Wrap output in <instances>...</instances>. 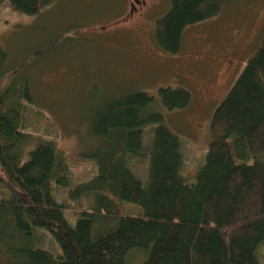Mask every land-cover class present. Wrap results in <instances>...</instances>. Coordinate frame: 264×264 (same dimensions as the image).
Masks as SVG:
<instances>
[{
  "label": "trees",
  "instance_id": "16d2710c",
  "mask_svg": "<svg viewBox=\"0 0 264 264\" xmlns=\"http://www.w3.org/2000/svg\"><path fill=\"white\" fill-rule=\"evenodd\" d=\"M8 1L17 11L36 15L53 0ZM228 1L233 0H169L168 10L155 22L156 43L166 52H178L185 27L218 14ZM262 36L216 104L211 139L192 176L182 171L181 136L154 106L153 95L143 87L105 94L92 116V134L100 139L91 157L96 174L67 190L70 199L93 197L91 209L81 211L74 224L53 197V184L68 186V155L51 140L28 147L31 135L20 125L23 104L33 102L30 79L10 70L15 74L0 89V166L5 173L0 172V184L8 190L0 198V254H10L11 264H132V250L140 254L138 264H260L264 32ZM233 48L221 52L226 65L234 61ZM4 58L0 50V75ZM156 93L169 110L191 101L183 86L161 85ZM149 125L151 137L145 143ZM133 158L146 162L141 177L131 168ZM126 202L140 213H121ZM36 227L53 237L58 252L35 245Z\"/></svg>",
  "mask_w": 264,
  "mask_h": 264
},
{
  "label": "rangeland",
  "instance_id": "374dc122",
  "mask_svg": "<svg viewBox=\"0 0 264 264\" xmlns=\"http://www.w3.org/2000/svg\"><path fill=\"white\" fill-rule=\"evenodd\" d=\"M168 8L169 0H53L28 15L0 0V50L5 55L0 89L8 84L11 71L30 79L33 102L23 104L20 126L31 135L28 147L51 140L68 155V186L53 184V197L63 204L71 224L81 211L91 209V195L70 199L67 190L96 174L91 157L100 139L92 134V116L105 94L143 87L153 95L154 106L181 136L182 171L191 176L211 139L216 104L263 37L264 0H233L218 14L185 27L180 50L169 53L155 40L156 19ZM231 44L234 61L226 65L221 52H231ZM161 85L186 87L190 103L167 109L156 93ZM150 127H144L145 143ZM145 164L141 160L131 165L138 177ZM0 172L5 174L1 166ZM4 196L8 190L0 184V198ZM132 205L121 204V213H140ZM34 232L38 243L59 251L46 230L36 227ZM132 253L130 262L138 264L140 254ZM259 259L264 264V244ZM12 261L10 254H0V264Z\"/></svg>",
  "mask_w": 264,
  "mask_h": 264
},
{
  "label": "bare ground",
  "instance_id": "6f19581e",
  "mask_svg": "<svg viewBox=\"0 0 264 264\" xmlns=\"http://www.w3.org/2000/svg\"><path fill=\"white\" fill-rule=\"evenodd\" d=\"M208 144H209V143L206 144V148H207ZM134 159H135V158H133L132 161H130V162H131V163H132V162H133V163L136 162V161H134ZM192 175H193V174H191V176H192ZM136 176H137V175H136ZM263 244H264V243H262V244L259 246V249L261 248V246H262ZM35 245H36L37 247L39 246V247L45 248L44 246H42V245H41L40 243H38V242H36Z\"/></svg>",
  "mask_w": 264,
  "mask_h": 264
},
{
  "label": "flooded vegetation",
  "instance_id": "af4514ba",
  "mask_svg": "<svg viewBox=\"0 0 264 264\" xmlns=\"http://www.w3.org/2000/svg\"><path fill=\"white\" fill-rule=\"evenodd\" d=\"M133 9H134V5L132 4V9H131V12L133 11Z\"/></svg>",
  "mask_w": 264,
  "mask_h": 264
}]
</instances>
